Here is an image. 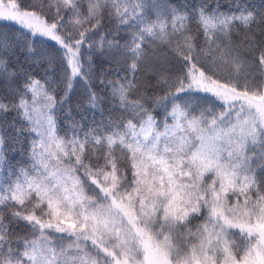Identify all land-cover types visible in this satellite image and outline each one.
<instances>
[{
    "label": "snow or ice",
    "instance_id": "obj_1",
    "mask_svg": "<svg viewBox=\"0 0 264 264\" xmlns=\"http://www.w3.org/2000/svg\"><path fill=\"white\" fill-rule=\"evenodd\" d=\"M0 264H264V0H0Z\"/></svg>",
    "mask_w": 264,
    "mask_h": 264
},
{
    "label": "trees",
    "instance_id": "obj_2",
    "mask_svg": "<svg viewBox=\"0 0 264 264\" xmlns=\"http://www.w3.org/2000/svg\"><path fill=\"white\" fill-rule=\"evenodd\" d=\"M5 2H7V0H5ZM256 2L258 3L259 0H256ZM83 95V89L77 85L74 89V96H73V101L79 100ZM73 107L75 108V103L73 104ZM97 118H99L97 116ZM10 155H14V153H10ZM17 159H19V157H17Z\"/></svg>",
    "mask_w": 264,
    "mask_h": 264
}]
</instances>
